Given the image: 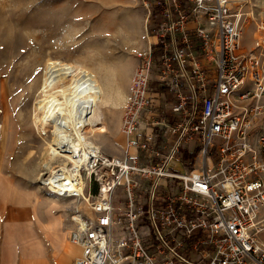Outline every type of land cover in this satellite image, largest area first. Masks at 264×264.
Segmentation results:
<instances>
[{"label": "built area", "instance_id": "obj_1", "mask_svg": "<svg viewBox=\"0 0 264 264\" xmlns=\"http://www.w3.org/2000/svg\"><path fill=\"white\" fill-rule=\"evenodd\" d=\"M155 5L125 153L93 146L79 169L72 196L90 212L72 213L74 264H264V12L255 0Z\"/></svg>", "mask_w": 264, "mask_h": 264}, {"label": "rangeland", "instance_id": "obj_2", "mask_svg": "<svg viewBox=\"0 0 264 264\" xmlns=\"http://www.w3.org/2000/svg\"><path fill=\"white\" fill-rule=\"evenodd\" d=\"M256 1L264 12V0ZM161 10L155 0H0V254L5 264H31L40 256L45 264H63L62 247L75 246L69 232L77 205L55 197L39 180L40 173L49 174L63 159L53 153L52 129L38 117L45 65H80L106 76L115 91L123 89L127 99L106 120L117 126ZM186 27L191 31L194 25ZM252 31H243L247 48ZM156 101L164 110L165 101ZM124 143L111 137L102 150L108 154L115 147L117 154L111 156L119 157Z\"/></svg>", "mask_w": 264, "mask_h": 264}, {"label": "bare ground", "instance_id": "obj_3", "mask_svg": "<svg viewBox=\"0 0 264 264\" xmlns=\"http://www.w3.org/2000/svg\"><path fill=\"white\" fill-rule=\"evenodd\" d=\"M105 78L80 65L49 61L38 85L39 121L43 127L52 129L53 153L63 158L49 174H39L40 184L55 197L71 200L72 205H77L75 212H90L84 200L72 196L84 189L79 169L85 164L87 151L93 146L101 148L98 141L102 130L108 129L107 118L115 116L113 110L119 109L126 100L123 89L115 91V86ZM121 133L126 148L129 139ZM130 154H135L134 148H130Z\"/></svg>", "mask_w": 264, "mask_h": 264}, {"label": "crops", "instance_id": "obj_4", "mask_svg": "<svg viewBox=\"0 0 264 264\" xmlns=\"http://www.w3.org/2000/svg\"><path fill=\"white\" fill-rule=\"evenodd\" d=\"M129 88H128V94L130 95V90H131V85H129L128 86ZM128 94H127V96H128ZM126 99H127V97H126ZM122 108V107H121ZM120 109V108H119ZM120 116H119V121H118V124H117V126H113V127H110L109 128V125H108V131L106 130V132H102V135L100 136V139L102 140H100L99 139V141H98V143L101 141L102 142V144H101V148H102V146L107 142L108 143V141L111 139V137L113 138V139H115V140H117V142L118 143H123L124 141H125V138H124V136L122 135V133H121V130H120ZM114 129V130H113ZM112 130V131H111ZM106 136H105V135ZM109 134V135H108ZM107 135H108V137H107ZM111 136V137H110ZM106 137H107V139H106ZM123 146H125V143H124V145ZM118 149H116L115 147H111L110 149H108V151H109V155H115V154H117L116 153V151H117ZM120 151V150H119ZM122 156V155H121ZM56 208H58V207H56ZM56 224L58 223V225L60 224V222L57 220L56 222H55ZM3 253L4 252H1V254H0V264H5V262L3 261ZM61 259H62V262H63V264H69V262L71 261V259L72 258H74V256H76L77 254H79V248L77 247V246H64V247H62V251H61ZM28 264V263H27ZM31 264H45L44 263V260L42 259V257L40 256V257H37L36 259H34L32 262H31Z\"/></svg>", "mask_w": 264, "mask_h": 264}, {"label": "trees", "instance_id": "obj_5", "mask_svg": "<svg viewBox=\"0 0 264 264\" xmlns=\"http://www.w3.org/2000/svg\"><path fill=\"white\" fill-rule=\"evenodd\" d=\"M186 156H187V157H191L192 155H191V154H187Z\"/></svg>", "mask_w": 264, "mask_h": 264}]
</instances>
